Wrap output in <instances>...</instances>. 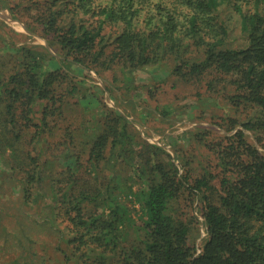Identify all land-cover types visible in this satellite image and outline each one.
Segmentation results:
<instances>
[{
  "label": "trees",
  "instance_id": "trees-1",
  "mask_svg": "<svg viewBox=\"0 0 264 264\" xmlns=\"http://www.w3.org/2000/svg\"><path fill=\"white\" fill-rule=\"evenodd\" d=\"M8 7L64 59L109 71L105 87L123 101H135L141 73L165 63L169 81L144 87L155 115L191 120L203 118L208 99L223 104L205 118L226 132L212 135L216 129L198 123L168 151L87 94L85 79L51 66L44 45H17L0 32V118L9 131L0 163L19 172L21 204L45 202L43 222L69 247H58L66 263L264 264V154L254 142L264 145V0H15ZM231 12L242 46L229 42ZM177 83L197 85L192 94L202 103L180 104L187 95L178 92L161 97ZM92 106L99 118L86 115ZM68 112L80 114L78 125Z\"/></svg>",
  "mask_w": 264,
  "mask_h": 264
},
{
  "label": "rangeland",
  "instance_id": "rangeland-1",
  "mask_svg": "<svg viewBox=\"0 0 264 264\" xmlns=\"http://www.w3.org/2000/svg\"><path fill=\"white\" fill-rule=\"evenodd\" d=\"M14 1L0 0V25L2 26L0 32L3 37L17 45L25 43L44 45L55 58L50 62L51 66H59L85 79V85L89 87L87 94L93 90L96 96L102 97L108 107L116 108L125 114L134 123L140 134L150 142L163 145L170 151V147L174 142L176 145H180L181 143V140H176L175 136L178 134H186L185 129L198 123L206 124L216 129L212 135H215L217 130L218 132H226L223 127L220 128L218 125L211 123L208 118H205L207 115H215L222 111L223 104L220 103V106H217L215 98L208 99V105L204 103L200 104V109L205 111L203 118L180 120L176 116L162 118L153 113L149 108V105L152 104L147 101L144 102L142 99L146 93L144 87H146L145 83L148 81L150 83L149 85H152L156 81L154 78L163 79L166 82L169 81V75L167 73L169 66L165 63L161 64L160 69L154 73L145 72L139 75L138 81L143 84V87L134 91L136 92L133 94L135 101L131 102L135 103L136 106L130 102H126V100H121V96H119L120 92L110 91L105 87L106 82L111 79L109 71L98 74L94 70H87L79 64L64 59L56 45H50L44 36L27 29L25 23L11 12L12 10L8 7V4L12 5ZM231 13L232 15L226 13L228 24L231 27L229 42L232 46H242L245 44V40L240 33L239 18L235 12ZM170 85L171 83L166 84L165 88H169ZM197 89L198 86L195 84L177 83L175 84V89H170L169 93L164 92V94H161V97L170 96L174 92H178L182 95H187L180 97V104L202 103L201 101L203 99L201 101L194 100L195 98L192 93ZM83 104L86 105V102L83 101ZM193 105L196 106V104ZM190 110L194 113L197 108L193 106ZM85 113L88 116L96 115L99 118V111L96 107L86 108ZM81 118L78 112H68V119L73 126L78 125ZM8 135L9 131H5L4 124L0 118V140L3 141ZM83 137L85 139L87 135ZM254 142L257 148L264 154V145L258 143L255 139ZM16 160L20 161V157L16 158ZM19 175L17 170L11 169L1 160L0 264H74L72 260L66 263L63 252L58 249V247H61L69 252V247L59 238L57 231L52 226L45 223V221L43 222V217L47 213V209L44 208L45 202L40 203L43 199L31 205L21 204L20 188L18 185ZM198 233V236L196 235L195 237L196 244L200 243L201 237L204 234L201 231Z\"/></svg>",
  "mask_w": 264,
  "mask_h": 264
}]
</instances>
